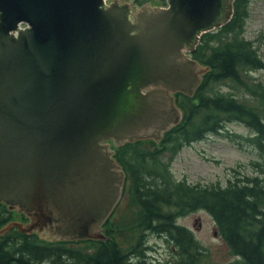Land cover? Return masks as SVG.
I'll return each mask as SVG.
<instances>
[{
    "label": "water",
    "instance_id": "1",
    "mask_svg": "<svg viewBox=\"0 0 264 264\" xmlns=\"http://www.w3.org/2000/svg\"><path fill=\"white\" fill-rule=\"evenodd\" d=\"M166 2L0 0V203L27 217L0 235L108 239L127 177L116 148L180 124L176 93L211 70L191 52L235 12Z\"/></svg>",
    "mask_w": 264,
    "mask_h": 264
},
{
    "label": "trees",
    "instance_id": "2",
    "mask_svg": "<svg viewBox=\"0 0 264 264\" xmlns=\"http://www.w3.org/2000/svg\"><path fill=\"white\" fill-rule=\"evenodd\" d=\"M147 0H135L142 4ZM250 0H235L231 20L219 28L204 32L191 55L211 66L193 96L177 92L184 118L165 133L161 145L150 149L145 143L128 142L117 148V158L127 171L125 192L137 206L135 226L141 228L139 243L124 248L113 234L105 240L48 241L37 233L13 228L0 235V264H144L147 233H155L173 243V259L166 264H211L208 249L193 231L178 218L203 209L212 215L233 254L242 264H264V167L260 174L229 180L227 185L203 186L176 178L170 162L161 158L163 150L176 155L184 146L211 134L234 137L227 125L239 122L252 130L247 139L264 155V118L259 106L245 94L222 90L216 84L231 81L233 88L244 92L253 89L264 104L260 83L247 85L245 71L264 68V59L244 35ZM166 3V0H162ZM238 135V134H236ZM257 164H260L257 162ZM15 211L0 203V227L13 219Z\"/></svg>",
    "mask_w": 264,
    "mask_h": 264
},
{
    "label": "rangeland",
    "instance_id": "3",
    "mask_svg": "<svg viewBox=\"0 0 264 264\" xmlns=\"http://www.w3.org/2000/svg\"><path fill=\"white\" fill-rule=\"evenodd\" d=\"M129 1L137 5L135 0ZM146 2H151L153 5H165L162 0ZM247 10L244 35L264 59V0H250ZM243 78L247 85L260 83L264 88V68L249 69L245 71ZM215 87L233 90L241 95L245 94L253 105L259 106L258 110L264 118V104L261 105L258 102L259 98L255 92H252V88L248 90L244 87L243 92L239 88H233L231 81L216 84ZM227 127L229 132L235 133L233 138L225 134H211L205 139L184 146L174 156L171 151L163 150L161 158L164 162H170L172 173L176 178L186 179L188 182L203 186L227 185L229 180L237 177L242 179L244 176L252 177L260 174L257 169L264 167V155L247 139L252 134V130L239 122H231ZM159 145L161 143L158 142L145 143V146L150 149H156ZM126 184H128L127 177L120 203L103 227L108 238H111L110 234H114L124 248L130 249L139 243L141 228L135 226L137 206L133 204L129 193L124 195ZM13 219L26 220L16 211ZM178 222L189 227L196 238L208 249L206 260L211 264H242L239 257L231 252L230 247L219 234L214 218L206 210L198 209L189 212L180 216ZM147 234L146 242L144 241L140 246L144 249V259H146L144 264H166L171 261L176 252L173 243L167 242L165 238L155 233Z\"/></svg>",
    "mask_w": 264,
    "mask_h": 264
},
{
    "label": "built area",
    "instance_id": "4",
    "mask_svg": "<svg viewBox=\"0 0 264 264\" xmlns=\"http://www.w3.org/2000/svg\"><path fill=\"white\" fill-rule=\"evenodd\" d=\"M21 25L23 26V25H24V23H21Z\"/></svg>",
    "mask_w": 264,
    "mask_h": 264
},
{
    "label": "flooded vegetation",
    "instance_id": "5",
    "mask_svg": "<svg viewBox=\"0 0 264 264\" xmlns=\"http://www.w3.org/2000/svg\"><path fill=\"white\" fill-rule=\"evenodd\" d=\"M20 215H21L22 217H24L23 214H20Z\"/></svg>",
    "mask_w": 264,
    "mask_h": 264
}]
</instances>
